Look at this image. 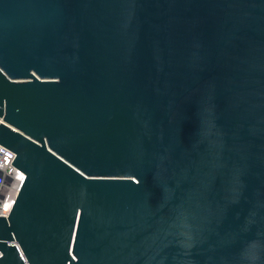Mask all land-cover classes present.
Returning <instances> with one entry per match:
<instances>
[{
    "label": "water",
    "instance_id": "95a60500",
    "mask_svg": "<svg viewBox=\"0 0 264 264\" xmlns=\"http://www.w3.org/2000/svg\"><path fill=\"white\" fill-rule=\"evenodd\" d=\"M0 118V264H264V0H0Z\"/></svg>",
    "mask_w": 264,
    "mask_h": 264
},
{
    "label": "built area",
    "instance_id": "2783aa9c",
    "mask_svg": "<svg viewBox=\"0 0 264 264\" xmlns=\"http://www.w3.org/2000/svg\"><path fill=\"white\" fill-rule=\"evenodd\" d=\"M0 118V124H2ZM16 155L0 144V217H9L25 182V174L13 165ZM10 244L17 243L10 242Z\"/></svg>",
    "mask_w": 264,
    "mask_h": 264
}]
</instances>
